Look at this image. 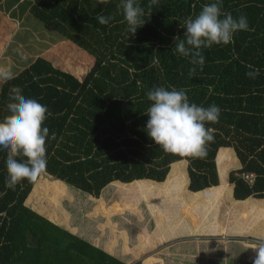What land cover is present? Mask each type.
Returning a JSON list of instances; mask_svg holds the SVG:
<instances>
[{"label": "trees", "instance_id": "16d2710c", "mask_svg": "<svg viewBox=\"0 0 264 264\" xmlns=\"http://www.w3.org/2000/svg\"><path fill=\"white\" fill-rule=\"evenodd\" d=\"M137 2L145 10V24L132 36L121 23L120 0L106 5H96V0H28L32 15L86 50L94 63L80 79L48 58L36 57L1 85L0 119L9 114L13 86L45 105L43 126L49 137L44 173L95 197L111 182L164 181L180 160L189 162L191 191L218 185L217 155L220 148L230 147L240 162L229 174L234 197L264 198V0H223L222 11L246 16L249 30L237 32L228 45L203 49V70L197 66L192 77L189 59L172 51L173 37L183 38L184 20L215 0H159L151 12L149 0ZM98 13L113 19L101 25ZM7 17L1 24L8 31L14 25ZM246 65L259 69L255 79L246 75ZM156 87L185 89L191 103L221 109L219 122L206 125L214 129L215 140L205 158L166 154L147 135V93ZM224 159L221 155V164ZM244 172L256 174L253 183L243 178ZM6 177V152L0 151V264H126L28 206L39 178L35 183L24 180L13 190L6 187ZM178 180L185 185L182 177Z\"/></svg>", "mask_w": 264, "mask_h": 264}, {"label": "crops", "instance_id": "0c3cea01", "mask_svg": "<svg viewBox=\"0 0 264 264\" xmlns=\"http://www.w3.org/2000/svg\"><path fill=\"white\" fill-rule=\"evenodd\" d=\"M221 155L225 157L223 164ZM236 157L233 148H220L217 155L220 183L200 191L189 189V162L180 160L171 165L161 182L151 179L111 182L99 197L82 190L75 195L71 192L60 198L63 207L53 206L58 211L57 223L124 263L248 264L255 256L254 248L261 244L258 241H264V198L234 197L229 174L240 167ZM179 177L184 179V186L178 184ZM109 185L116 190L107 189ZM122 186L127 189H120ZM82 207L76 227L68 228L65 217ZM112 212L116 213L119 226L129 232L118 235L125 246L122 252L114 254L108 251L103 239L114 234L107 224L112 220ZM103 216L108 218L101 220ZM102 228L103 236L99 237L97 230ZM90 235L99 240L91 239Z\"/></svg>", "mask_w": 264, "mask_h": 264}, {"label": "clouds", "instance_id": "9594fccd", "mask_svg": "<svg viewBox=\"0 0 264 264\" xmlns=\"http://www.w3.org/2000/svg\"><path fill=\"white\" fill-rule=\"evenodd\" d=\"M108 3L109 0H96V5ZM153 6H159V0H149V12ZM117 7L123 15L121 23H126V31L134 36L137 29L145 24L142 19L144 8L137 0H120ZM222 8L223 0L203 5L197 15L189 16L180 25L184 29L183 38L173 37L174 54L188 58L192 65L189 77L195 74L197 66L203 70V49L213 45H228L233 42L237 32L249 30L246 16L234 17L230 12H223ZM96 19L99 24L107 25L113 17L98 13ZM21 57L24 58L23 53ZM246 67L249 69L246 75L250 79L259 75V69L252 65ZM14 78L10 66L0 65V83ZM186 91L164 87L148 91L147 99L151 105L144 112L148 116L145 130L164 153L203 159L207 156V146L215 140L214 129L206 125L219 122L221 109L215 104L203 107L191 103ZM7 110L9 114L0 119V151L6 152L5 185L14 190L24 180L35 183L46 170L49 129L43 125L48 109L36 99L25 97L19 86H13L9 91ZM254 251L252 264H264V243L254 248Z\"/></svg>", "mask_w": 264, "mask_h": 264}, {"label": "rangeland", "instance_id": "374dc122", "mask_svg": "<svg viewBox=\"0 0 264 264\" xmlns=\"http://www.w3.org/2000/svg\"><path fill=\"white\" fill-rule=\"evenodd\" d=\"M19 1L20 0H0V65L10 66L15 75L20 70L27 67L36 57L44 56L49 58L55 66L69 71L82 79L94 63L93 56L32 15L29 11V5L27 4L28 0ZM16 2L18 3V8L14 18L11 16L12 13L15 12V10H13L15 6L13 7V5H15ZM3 14L6 17H10L11 20H8V17L6 19L11 22L10 25H14L12 30H8L11 33L8 38L4 37V35L8 34V31L6 28L3 29L1 24L5 22L3 20ZM8 14L11 15L9 16ZM21 53L24 54V58L21 57ZM2 84L3 83H0V87ZM110 188L111 185L107 187L109 190ZM123 188L127 189L126 186H122L120 189ZM78 190L80 189L61 179L43 173L26 200V204L35 210L38 209L41 214L57 222L58 211H55L53 206L56 205V207H58L61 205V207H63L61 202L62 199L60 198L69 195L71 192L75 195L76 192H79ZM111 190H116V188L112 187ZM71 199L72 198H70V200ZM66 200L68 201V198H66ZM83 210L84 207L75 209L74 212L71 211L73 213L70 212L71 216L65 217V221L69 222H66L68 228L73 229L76 227L77 224L75 223H78L79 213ZM111 215L112 220L110 219V223H107L110 225V232L114 233L111 238L107 235H101L104 228L97 231L100 233L99 237L103 236L106 246H108V251L114 254L115 252H122L123 250L121 248L125 246L123 240L118 235L123 233L128 235L129 232H126V229H122L119 226L120 222L118 223V217L115 212H112ZM107 218L108 217L103 216L101 220H106ZM89 237L93 240L97 238L96 241L99 240V237L95 235V238H92L91 235ZM126 239H128V237H126Z\"/></svg>", "mask_w": 264, "mask_h": 264}, {"label": "built area", "instance_id": "2783aa9c", "mask_svg": "<svg viewBox=\"0 0 264 264\" xmlns=\"http://www.w3.org/2000/svg\"><path fill=\"white\" fill-rule=\"evenodd\" d=\"M243 178L245 180H247L249 183H253L254 182V179H255V176L256 174L255 173H246L244 172L242 174ZM260 243H264V241H259ZM126 264H134V263H126Z\"/></svg>", "mask_w": 264, "mask_h": 264}]
</instances>
